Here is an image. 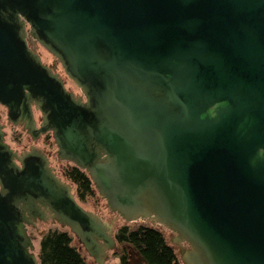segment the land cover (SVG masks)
<instances>
[{"label":"water","instance_id":"obj_1","mask_svg":"<svg viewBox=\"0 0 264 264\" xmlns=\"http://www.w3.org/2000/svg\"><path fill=\"white\" fill-rule=\"evenodd\" d=\"M0 105L112 213L171 231L182 264H264V0H0ZM37 217L96 264L116 249L114 222L0 125V264L39 263Z\"/></svg>","mask_w":264,"mask_h":264},{"label":"trees","instance_id":"obj_2","mask_svg":"<svg viewBox=\"0 0 264 264\" xmlns=\"http://www.w3.org/2000/svg\"><path fill=\"white\" fill-rule=\"evenodd\" d=\"M64 175L74 185L79 204L97 196L86 171L73 165L65 168ZM114 237L119 245H123L118 253L120 264H131L129 248L125 245L142 257L144 264H182L178 252L168 244L164 233L158 228L139 226L132 229L126 224L117 229ZM75 239L68 229L48 230L39 240L38 264H88L79 246L74 243Z\"/></svg>","mask_w":264,"mask_h":264},{"label":"rangeland","instance_id":"obj_3","mask_svg":"<svg viewBox=\"0 0 264 264\" xmlns=\"http://www.w3.org/2000/svg\"><path fill=\"white\" fill-rule=\"evenodd\" d=\"M46 54H47L46 55L47 61H51V59H54V57L49 52L46 51ZM61 70L63 72L65 80L66 79L69 80V78L64 73L62 67H61ZM69 86H70L69 87L70 91L74 92L76 95L79 94L78 89L76 88V86L71 81H70ZM39 116H41L40 113H39ZM23 129L20 126H17V127H14L12 129L8 130V138H7L6 142L9 145H11L13 148L21 149L23 147V145L25 144V142H28L27 141L28 136L31 138V136L26 132V130L25 129L23 130ZM32 141H33L35 147L39 148L40 150H42L47 155L49 162H50V165H51V167H53L55 169V173L57 174V176L60 177L62 180L66 181L72 185L73 193H74V185L71 182H69L65 178V175H64L65 168L71 167V166H73V164L68 163L66 161L59 160V158L57 157V147H56L55 142L53 140L52 134L50 136L45 135L41 138H37L36 142L33 139H32ZM29 143H30V141H29ZM26 144L28 145V143H26ZM96 193H97V191H96ZM81 205L85 209L93 211L94 213L98 214L105 221H107V222L113 221L114 222V227H113L114 233L117 231V229L120 226H123L126 224L130 225L132 227V229H137L139 226H146V227L151 226V227L158 228L164 233L168 244L173 246L177 252L179 251V247L176 244L171 243L170 236H169V233H171V231L167 230L164 227L161 228L160 226L154 225V224L147 222V221H144V220H139V221L132 222V223L123 220L120 216L112 213L108 209L105 200L102 199L98 193H97L96 197L89 198L85 203H81ZM37 229H38V232H42L43 230H44V232L42 234L38 233L39 236L37 235L36 242H35V254L36 255L38 254V251H39V240H40L42 235H44L48 230H56V229L60 230V229H66V228H63L62 226H60L57 223H52L51 221H47V222H39ZM36 234L37 233H35V234L33 233V235L35 237H36ZM74 243H76V245L79 246L80 251L83 253V256H84V258L88 264H96L94 262V260L90 256L87 255L84 248L78 243L77 239L74 240ZM116 245H117L116 249L114 251L109 252L108 258L106 259L104 264H120L118 253H120L121 250L123 249V245H119L118 243ZM125 247L129 248L131 264H144L142 257L137 255V253H135L131 247L126 246V245H125Z\"/></svg>","mask_w":264,"mask_h":264},{"label":"flooded vegetation","instance_id":"obj_4","mask_svg":"<svg viewBox=\"0 0 264 264\" xmlns=\"http://www.w3.org/2000/svg\"><path fill=\"white\" fill-rule=\"evenodd\" d=\"M27 41H28V44L29 46L32 48V49H35L37 51V53H39V55L41 56V59L43 61L44 64L48 65L54 72L56 73H59L60 77L63 78V81L65 83V86L67 89H69V85H70V81L69 80H65V77L63 75V72L61 70V67L59 65V63H57V61H55V59H51V61H47L46 60V51L41 47L39 46L35 41L31 40L30 38H27ZM55 63V64H54ZM70 90V89H69ZM78 93V92H77ZM33 116H34V119H35V122H36V126L38 127L39 124H40V116H39V112L36 111L34 108H33ZM0 125H1V130L3 132V136H4V142L11 148L13 149L14 151H16L18 154H21L23 151H26L28 150L30 147L34 146V143L32 141V139L28 136V139L27 141L28 142H25V144L23 145V147L21 149H17V148H13L11 145H9L6 141H7V138H8V130L9 129H12L14 127H17V126H20L22 129L25 128V124H18V125H14L11 121L8 120V115H7V109L0 105ZM24 130V129H23ZM27 132V131H26ZM45 135H48L50 136L51 133L48 132V133H45V134H42L40 135L38 138H41ZM30 141V143H29ZM28 143V145L26 144ZM47 221H50V220H47ZM45 221V222H47ZM39 222H43L41 221L38 217L32 222V225H27V233L32 237V238H35V242H36V238H37V235L38 232L37 231V226H38V223ZM33 233H37L36 234V237L33 235ZM39 236V235H38Z\"/></svg>","mask_w":264,"mask_h":264}]
</instances>
